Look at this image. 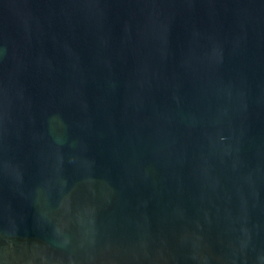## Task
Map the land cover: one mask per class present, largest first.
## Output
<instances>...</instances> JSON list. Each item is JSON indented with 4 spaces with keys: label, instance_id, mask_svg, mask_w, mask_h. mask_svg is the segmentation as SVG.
I'll return each instance as SVG.
<instances>
[{
    "label": "water",
    "instance_id": "95a60500",
    "mask_svg": "<svg viewBox=\"0 0 264 264\" xmlns=\"http://www.w3.org/2000/svg\"><path fill=\"white\" fill-rule=\"evenodd\" d=\"M0 264H264V0H0Z\"/></svg>",
    "mask_w": 264,
    "mask_h": 264
}]
</instances>
